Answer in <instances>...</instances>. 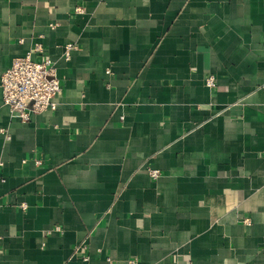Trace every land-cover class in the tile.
<instances>
[{"label": "crops", "instance_id": "1", "mask_svg": "<svg viewBox=\"0 0 264 264\" xmlns=\"http://www.w3.org/2000/svg\"><path fill=\"white\" fill-rule=\"evenodd\" d=\"M37 45L62 90L23 122L1 77ZM108 256L264 264V0H0V264Z\"/></svg>", "mask_w": 264, "mask_h": 264}, {"label": "built area", "instance_id": "2", "mask_svg": "<svg viewBox=\"0 0 264 264\" xmlns=\"http://www.w3.org/2000/svg\"><path fill=\"white\" fill-rule=\"evenodd\" d=\"M76 10L78 12L82 11L80 7ZM75 48H77V45L72 42L65 45L64 58L66 60L71 58V51ZM41 50V46L37 45L27 55L15 58L11 67L1 77L4 103L8 105L12 115L23 122L30 121L35 113L47 109H56L57 103L54 98L62 90L55 62L47 57L41 60L35 58L36 51ZM107 72L111 73V69L108 68ZM216 80L214 75H209L205 78V83L214 88ZM5 136L6 139L10 138L7 133ZM149 174L153 179H157L161 176V171L150 168ZM27 206L25 202L21 204L23 209H26ZM245 222L249 224L250 220L246 219ZM87 250L88 245L84 243L78 245L74 253L81 252L83 259L88 260L90 256L87 254ZM107 260L113 264L112 257L108 256ZM137 262V258L129 259L130 264H137Z\"/></svg>", "mask_w": 264, "mask_h": 264}]
</instances>
